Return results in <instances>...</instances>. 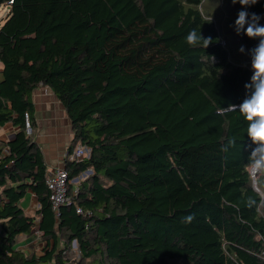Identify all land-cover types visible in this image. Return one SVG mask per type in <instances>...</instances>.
Here are the masks:
<instances>
[{"label":"trees","instance_id":"trees-1","mask_svg":"<svg viewBox=\"0 0 264 264\" xmlns=\"http://www.w3.org/2000/svg\"><path fill=\"white\" fill-rule=\"evenodd\" d=\"M209 1L0 0V128H16L0 145V264H65L73 241L71 264H264V175L249 171L261 146L238 110L219 112L250 95L259 41L234 22L246 10L264 25V0H223L231 11L216 18ZM192 29L214 42L189 46ZM39 87L68 118L67 154L89 150L64 158L72 203L58 217L32 138ZM35 228L45 248L25 255L17 237Z\"/></svg>","mask_w":264,"mask_h":264},{"label":"crops","instance_id":"crops-1","mask_svg":"<svg viewBox=\"0 0 264 264\" xmlns=\"http://www.w3.org/2000/svg\"><path fill=\"white\" fill-rule=\"evenodd\" d=\"M36 127L32 135L33 141L39 146L45 165L46 173L56 168L64 167L63 162L69 144L73 139L70 123L63 107L53 93L44 87H39L32 95ZM16 133L10 123L0 128V145L10 141ZM20 206L29 217L36 216L38 203L35 196L27 192ZM36 228L30 235H19L16 240V249L25 255H42L45 243L35 234ZM60 247L64 245L61 242Z\"/></svg>","mask_w":264,"mask_h":264},{"label":"clouds","instance_id":"clouds-1","mask_svg":"<svg viewBox=\"0 0 264 264\" xmlns=\"http://www.w3.org/2000/svg\"><path fill=\"white\" fill-rule=\"evenodd\" d=\"M235 5L239 3L242 9H247L258 3V0H231ZM212 19V18H211ZM261 16L241 10L237 14L234 27L237 35L243 33L249 39H257L258 45L251 50L252 70L251 84H245L250 95L246 96L240 105H229L226 109H219L220 114L239 111L248 122L247 136L261 147L252 154L250 165L253 175L259 173L264 175V25H261ZM189 46L209 47L214 41L211 36L204 37L200 32L192 29L185 37ZM244 52V47L239 49ZM214 59V58H213ZM259 154V159H256ZM193 216L186 217V222H191Z\"/></svg>","mask_w":264,"mask_h":264},{"label":"built area","instance_id":"built-area-1","mask_svg":"<svg viewBox=\"0 0 264 264\" xmlns=\"http://www.w3.org/2000/svg\"><path fill=\"white\" fill-rule=\"evenodd\" d=\"M12 1L8 2V4H11ZM24 122H25V131L26 134L29 135L31 133L30 130V124H29V117L28 114L24 115ZM65 158H68L70 161L80 162L84 159L89 158V150L83 146V145H77L76 148L70 153L65 154ZM91 173V171L85 172V174L82 175V178L85 176H88ZM253 175H251L252 177ZM253 181L255 179L252 177ZM77 182V180L72 181ZM45 184L47 187V190L49 192V203L51 206V209L56 217L59 216V211L62 207L69 206L72 203L71 197L68 195V173L65 170L64 167L62 168H56L50 173L46 174V180ZM74 194H77V189L74 191ZM77 214H82V210L79 207H76L75 209ZM89 215V213H87ZM35 234L38 235V230L36 229ZM68 255H74L76 257L79 256L78 246L76 241H73L71 244L70 249H68V252L66 254V259L69 261H66L65 264H71V260L67 258Z\"/></svg>","mask_w":264,"mask_h":264},{"label":"rangeland","instance_id":"rangeland-1","mask_svg":"<svg viewBox=\"0 0 264 264\" xmlns=\"http://www.w3.org/2000/svg\"><path fill=\"white\" fill-rule=\"evenodd\" d=\"M223 4V0H210L209 3L207 2L206 8H212L214 12H211L209 14L210 17L216 18V13L224 15L225 13L228 15V13L231 11L230 7ZM9 11V6L6 3L0 4V25L3 23V20L6 16V14ZM222 12V13H221ZM1 68V66H0ZM251 172V169L249 170ZM252 175V174H251ZM259 173H257L256 176H252L255 180L258 178ZM74 183V182H73ZM37 235V234H36ZM38 238V235H37ZM67 258L69 259H77L78 257L74 255H68Z\"/></svg>","mask_w":264,"mask_h":264},{"label":"water","instance_id":"water-1","mask_svg":"<svg viewBox=\"0 0 264 264\" xmlns=\"http://www.w3.org/2000/svg\"><path fill=\"white\" fill-rule=\"evenodd\" d=\"M250 174H251V172H250ZM76 181V180H75ZM253 187H254V189H255V186L253 185ZM256 190V189H255Z\"/></svg>","mask_w":264,"mask_h":264},{"label":"bare ground","instance_id":"bare-ground-1","mask_svg":"<svg viewBox=\"0 0 264 264\" xmlns=\"http://www.w3.org/2000/svg\"><path fill=\"white\" fill-rule=\"evenodd\" d=\"M252 174V173H251ZM253 175V174H252ZM257 174L253 175V176H256Z\"/></svg>","mask_w":264,"mask_h":264}]
</instances>
